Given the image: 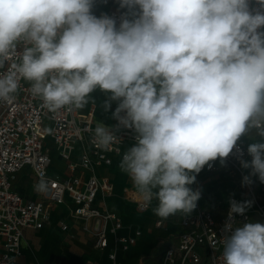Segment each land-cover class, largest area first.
I'll use <instances>...</instances> for the list:
<instances>
[{
	"label": "clouds",
	"instance_id": "obj_1",
	"mask_svg": "<svg viewBox=\"0 0 264 264\" xmlns=\"http://www.w3.org/2000/svg\"><path fill=\"white\" fill-rule=\"evenodd\" d=\"M113 16L95 0H0V102L29 82L55 112L107 95L116 126L96 125L94 143L111 150L119 129L134 144L122 155L140 200L162 220L190 215L201 193L190 185L210 161L221 164L246 134L264 141V0H118ZM18 45L23 46L18 51ZM250 176L264 183V142L248 145ZM250 176L243 182L251 183ZM40 179L34 190L47 191ZM214 241L222 264H264V224L236 225L252 201H229Z\"/></svg>",
	"mask_w": 264,
	"mask_h": 264
},
{
	"label": "built area",
	"instance_id": "obj_2",
	"mask_svg": "<svg viewBox=\"0 0 264 264\" xmlns=\"http://www.w3.org/2000/svg\"><path fill=\"white\" fill-rule=\"evenodd\" d=\"M253 7H256L253 0ZM93 11V10H92ZM124 9H113L102 13L113 16L119 22ZM93 14L95 15L94 11ZM101 14V15H102ZM99 15V16H101ZM97 16V15H96ZM98 16V17H99ZM18 51L23 50L18 45ZM12 103L0 102V239L2 251L0 264H12L23 255L22 240L27 229L39 230L51 223L53 208L71 200V216L80 220V230L85 232L96 249L104 251L114 237L115 247L108 253L113 264H122L117 260V248L127 251L135 245L142 234L140 228L133 235H121L124 227L122 218L108 207V199L115 196L114 184L108 175H97L96 166L110 165L113 155H120L134 144L131 130L119 129L121 142L114 144L111 150L96 146L93 140L95 106L86 113L65 106L52 112L43 107L42 100L32 95L29 82L21 80V86ZM117 107V104L115 108ZM114 120L112 126H116ZM56 146L61 158L67 163L66 174L51 175L52 147ZM88 143L77 161L73 158L77 143ZM128 148H124L125 144ZM237 141L236 149L224 158L210 161L211 167H205L196 174V181L190 187L199 190L200 199L196 209L188 216L180 213V229L176 243L165 249L158 264H222L221 246L218 241L225 221L228 219L229 201H252L243 215H236V225L247 222L264 224V183L256 176H250L251 169L241 166V160L251 161L247 152L248 145ZM25 167L31 168L36 179L47 182V191L40 193L37 199H29L16 191L13 181L17 172ZM91 173L87 175V172ZM211 175L227 176L240 187L239 194L228 198L224 213L203 206L200 201L206 196L203 188L205 178ZM250 176L251 183H244V177ZM121 196L134 203L139 212H146L151 204L140 200L132 187H124ZM166 220L159 219L156 225L163 227ZM61 228L69 232L68 221H61ZM78 234V233H77ZM89 264H94L90 261Z\"/></svg>",
	"mask_w": 264,
	"mask_h": 264
},
{
	"label": "crops",
	"instance_id": "obj_3",
	"mask_svg": "<svg viewBox=\"0 0 264 264\" xmlns=\"http://www.w3.org/2000/svg\"><path fill=\"white\" fill-rule=\"evenodd\" d=\"M115 2L116 4L111 6V8L105 12H108L113 9H121L118 0H115ZM90 95L94 101L90 100L89 103L85 105V107L78 109L79 112L86 113L94 105L95 122H103L106 125L111 126L114 122V119L111 118V114L112 111L115 110V106L117 103L115 101L111 103V110L107 112L110 115V118L105 122L99 116L100 105L98 101L97 92L94 91ZM240 140H243L247 143L264 142L259 136L255 135H252L250 138L242 137L240 138ZM47 142L52 147V164L49 168V173L51 175L66 174L67 163L61 158L56 146L52 143V141L48 139ZM128 145L129 144L126 143L124 145V148H128ZM85 148H88L87 142L77 143L73 158L78 161ZM55 151L58 153L61 161L63 162V169L61 171H56L54 168L53 153ZM112 158V163L110 165H100L96 166L95 168V173L97 175H108L114 184L116 195L108 199V207L122 218L124 227L119 231L121 235H133L135 229L137 228H140L142 230V234L138 238L137 243L131 246L127 251H123L122 249H120V247L117 248V260L122 264H145L142 258L138 257L135 259L136 251H134L133 249L139 248L140 244H146L155 240L158 236L168 235L173 228L171 226L168 228L164 227L168 223L173 222V219L176 220V232L174 234L173 240L174 243H176L177 235L180 229V213L174 216H170L166 220L163 227H159L156 225V222L161 218L157 217L155 214L152 215L149 222L145 225L139 224L138 221L134 222V218L130 217L129 215H126V213H123V211L121 210V206L115 203L118 198H120V200L126 205L130 206L136 214H146L150 212L156 207L157 202L153 200L150 208L146 212H139L136 209L134 203L125 200L121 196L123 188H133L132 181L126 174L123 183L120 186L117 184L116 174L114 173L113 169L115 166H118L117 163L120 162L122 157L120 155H113ZM90 173L91 172L88 171L86 176H88ZM37 182L38 180L33 174L31 168L25 167L19 172H17L13 181V187L16 191L20 192L25 197L29 199H37L39 195L38 192L34 190V185ZM203 188L206 193V196L201 199L200 203L205 207L218 210L219 214L225 212L229 196L232 194H239L241 190L240 187L227 176L218 175H211L210 177L205 178ZM72 206L73 205L71 203V200L67 198L66 203L57 205L53 208L51 215V223L49 225H46L39 230H34L30 228L27 229L22 240L23 255L21 258H19L17 261H14L12 264H89L90 261H93L94 264H113V261L109 258L108 253L115 247L114 237L110 238V246L107 249H105L104 251L96 249L93 245V242L85 232L81 230L77 232L78 228H80V220L71 216ZM61 221L69 222V232H65L62 230L60 225ZM83 236H86V239ZM74 237L76 239H81L82 237V239H85L83 243V245L85 244V247H87L85 252V259H82L80 256H75L79 254L70 255L73 252V248L70 247L69 243H71V241H74ZM1 251L2 242L0 239V253ZM160 260L154 261L152 264H158Z\"/></svg>",
	"mask_w": 264,
	"mask_h": 264
},
{
	"label": "rangeland",
	"instance_id": "obj_4",
	"mask_svg": "<svg viewBox=\"0 0 264 264\" xmlns=\"http://www.w3.org/2000/svg\"><path fill=\"white\" fill-rule=\"evenodd\" d=\"M115 4H116L115 0H95L93 11L95 12L96 15H99L101 13H104L108 9H110L111 6ZM94 91L97 92L98 101L100 105L99 116L106 122L107 120H109L110 115L103 111L101 105L105 102V100H107L108 97L100 89H96ZM242 137L250 138L251 136L246 134L245 136H242ZM53 163H54V168L56 171H61L63 169V162L61 161L56 151L53 153ZM117 165L118 166H115L113 171L116 174V182L120 186L123 183L124 177L126 174L121 172L119 168V162L117 163ZM245 169L248 170V168H245ZM115 203L121 206V210L123 211V213H126V215H129L130 217L134 218V222L138 221L139 224H142V225L147 224L149 220L151 219L152 215L154 214V211H153L154 209H152L150 212L146 214H136L133 211V209L130 206L126 205L124 202H122L120 198H118L115 201ZM170 226L173 229L168 235L158 236L155 240L149 243H146V244H140L139 248L133 249L134 251H136L135 259L140 257L143 259L145 264H152L154 261L160 260L163 256V252L165 251V249L174 243L173 241L174 234L176 232V220L175 219H173V222L165 225L164 228H168ZM83 237H85L86 239V236H83ZM82 238L76 239L74 237L73 238L74 241H71V243H69L70 247L73 248L72 249L73 252L70 255L79 254L75 256H80L82 259H85L86 258L85 252H86L87 247H85V244L83 245L85 239H82Z\"/></svg>",
	"mask_w": 264,
	"mask_h": 264
}]
</instances>
